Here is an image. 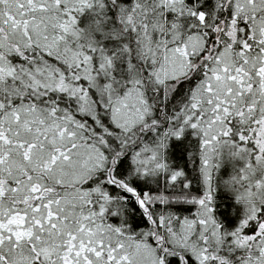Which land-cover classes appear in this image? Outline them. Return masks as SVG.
I'll return each mask as SVG.
<instances>
[{"label": "snow or ice", "instance_id": "6c2138e0", "mask_svg": "<svg viewBox=\"0 0 264 264\" xmlns=\"http://www.w3.org/2000/svg\"><path fill=\"white\" fill-rule=\"evenodd\" d=\"M0 264H264V0H0Z\"/></svg>", "mask_w": 264, "mask_h": 264}]
</instances>
